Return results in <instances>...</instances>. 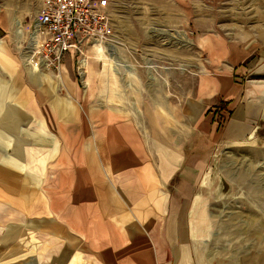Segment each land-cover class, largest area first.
Instances as JSON below:
<instances>
[{
    "label": "crops",
    "instance_id": "0c3cea01",
    "mask_svg": "<svg viewBox=\"0 0 264 264\" xmlns=\"http://www.w3.org/2000/svg\"><path fill=\"white\" fill-rule=\"evenodd\" d=\"M247 3L260 23H193L190 58L129 61L111 93L72 53L58 74L0 60V264H264V0Z\"/></svg>",
    "mask_w": 264,
    "mask_h": 264
},
{
    "label": "rangeland",
    "instance_id": "374dc122",
    "mask_svg": "<svg viewBox=\"0 0 264 264\" xmlns=\"http://www.w3.org/2000/svg\"><path fill=\"white\" fill-rule=\"evenodd\" d=\"M41 1L0 0V28L4 31L0 36V60L7 61L9 59L7 56L10 58L16 56L18 49L21 50L22 45L26 44L28 35L25 28L34 18ZM92 1L108 17L109 39L104 43L86 46L85 54L77 57L80 61L74 55L75 66L70 70L72 76L78 79L85 78V88H89L90 93L99 92L101 89L104 93L106 91L111 93L112 78L116 81L120 78V89H124L123 83L127 82V79L122 80V77L127 78L130 75L126 73L128 68L126 66L131 67L129 61H142L146 57L157 62L171 63L175 60L176 46H183L185 60L190 58V47L193 43L190 32L193 23L199 29H231L261 22L256 20L260 7L247 3L251 0ZM249 16L252 17L248 18ZM15 19H18L22 27L18 38L15 34ZM97 44H100L102 50L97 49L99 46ZM117 50L121 52V55L117 53L121 60L117 69L119 73L113 71L112 66L116 65L109 61V54ZM82 59L86 60L83 65ZM17 60L22 62L21 57H17ZM146 62L150 64L149 60ZM97 76L107 79L108 84L101 85L99 81L97 83ZM243 169L249 173H256L255 168L248 164H243ZM237 171L231 169L226 172L233 174ZM262 171L264 172V167ZM242 202L243 199L237 196L230 199L228 205L232 209L242 205ZM232 217L234 220L237 216Z\"/></svg>",
    "mask_w": 264,
    "mask_h": 264
},
{
    "label": "built area",
    "instance_id": "2783aa9c",
    "mask_svg": "<svg viewBox=\"0 0 264 264\" xmlns=\"http://www.w3.org/2000/svg\"><path fill=\"white\" fill-rule=\"evenodd\" d=\"M108 31V17L92 0H42L25 28L28 40L21 49L23 53L29 49L30 61L23 55L24 60L58 74L67 53L84 55L86 46L107 41ZM215 114L222 123V111Z\"/></svg>",
    "mask_w": 264,
    "mask_h": 264
},
{
    "label": "bare ground",
    "instance_id": "6f19581e",
    "mask_svg": "<svg viewBox=\"0 0 264 264\" xmlns=\"http://www.w3.org/2000/svg\"><path fill=\"white\" fill-rule=\"evenodd\" d=\"M21 25H20V23H19V21H18V19H15V34H16V37L18 38L19 37V35L21 34ZM33 43V42H32ZM97 45H99L98 46V50H102V47L100 46V44H97ZM96 47V46H95ZM101 48V49H100ZM24 56H25V58L28 60V61H30L29 59H30V51H29V49L23 54ZM85 59H82L81 60V62H82V65H83V63H85ZM109 61H110V63H114L116 66H118L120 63H121V60L119 59V57H118V55H117V52H111L110 54H109ZM112 69H114L113 71L114 72H117L116 70H117V67L116 68H114L113 66H112ZM126 73H128V74H130V75H133V73H132V70L130 69V68H127L126 69Z\"/></svg>",
    "mask_w": 264,
    "mask_h": 264
},
{
    "label": "water",
    "instance_id": "95a60500",
    "mask_svg": "<svg viewBox=\"0 0 264 264\" xmlns=\"http://www.w3.org/2000/svg\"><path fill=\"white\" fill-rule=\"evenodd\" d=\"M4 34V31L0 28V36Z\"/></svg>",
    "mask_w": 264,
    "mask_h": 264
}]
</instances>
